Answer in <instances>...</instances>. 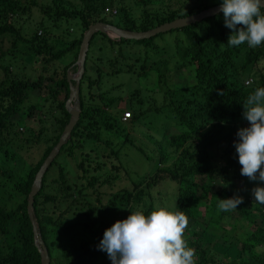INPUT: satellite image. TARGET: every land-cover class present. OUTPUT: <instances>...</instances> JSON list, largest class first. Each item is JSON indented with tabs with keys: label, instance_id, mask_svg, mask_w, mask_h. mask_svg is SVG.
Instances as JSON below:
<instances>
[{
	"label": "trees",
	"instance_id": "16d2710c",
	"mask_svg": "<svg viewBox=\"0 0 264 264\" xmlns=\"http://www.w3.org/2000/svg\"><path fill=\"white\" fill-rule=\"evenodd\" d=\"M78 2L80 5L77 7L69 0H49L48 4L39 8L49 20L76 18L81 26L77 38L65 42L62 48L54 49L55 43L49 41V30L41 20L27 37L20 33L18 22L27 16L31 7L38 9L36 0H0V140L8 136V145L0 148V185H8L11 191L7 193L6 200L0 202V264H40L27 216L26 199L39 165L56 143L68 120L64 107L68 95L65 74L70 67L72 72L75 71L73 63L82 32L97 21L130 31H145L219 4L220 0H210L209 3L198 1L189 8L183 7L181 3L180 7L174 9L144 10L138 17L133 16L121 0ZM138 3L145 5L147 0H138ZM105 8H108L109 13L104 14ZM108 15L115 16V21H109ZM24 20L26 18L22 22ZM171 31L181 34L185 41L186 62L192 69L194 81L190 85L164 88L159 105L155 106L157 103L153 98V104L148 107H143L145 100L139 96V89V92L136 89L129 91L126 98L109 97L108 91L101 89H106L102 83L104 75L108 73L123 71L146 78L149 67H145L143 61L139 64L128 61H132L135 56L132 51L134 44L149 45L159 34L140 40L111 39L100 32L91 36L83 73L78 82V120L43 172L39 189L32 197V218L38 237L46 249L48 264H96L104 252L97 247L104 230L118 218H127L130 212L139 207L145 210V214L149 213L157 203H176L178 210L184 211L189 218L198 214L200 210L197 204H201L202 228L186 229L185 232L189 246L196 250L197 264H264V226L255 220L264 217V204L257 203L252 193L254 187H264V182L250 181L241 175V165L234 147V141L239 140L237 130L249 126L243 118V102L249 93L264 87V44L257 48L246 45L239 70L236 71L232 69L233 57L239 56L241 46L227 44L232 30L224 26L221 12L168 32ZM95 35L96 44L90 48ZM6 36L10 38L8 47L2 41ZM19 44H24V48L17 50ZM9 47L16 49L19 52L17 55L29 52L35 61L38 58L41 71L32 79L17 73L25 68L24 65L19 71L11 72L6 60L13 56ZM64 53H70L69 61L59 71L53 70L47 75L48 66ZM259 62H263V65L257 68ZM251 68L255 79L243 85V78L250 75L248 70ZM243 72L249 75L242 77ZM162 77L157 74L156 82L161 81ZM158 88L156 84V90L148 91L157 94ZM33 90L41 96L40 107L47 103L46 111L56 113L51 115L56 133L45 143L39 158L27 164V168L19 174L12 168H4V161L15 158V151L22 149V141L34 144L41 142V128L35 131V127H31L28 135H21L28 128L21 124L19 109L28 97V92ZM121 100L128 113L126 121L120 119L123 112L116 116L111 114V110L115 111ZM32 106L40 111V107ZM32 106L27 107L28 111ZM37 121L41 122L42 119L38 118ZM125 123L129 128L135 126L147 131L144 135L152 140L157 155L155 157L151 149L146 150L144 144L137 143L135 138L129 139L127 135L122 139L120 137L121 142L116 147L110 146L108 139L104 141L110 153L119 159V154L128 146L143 154L154 168L151 173L137 179L130 189L109 193L106 202L101 203L95 185L107 180L98 181L97 177L87 175L89 159L84 155L75 163L74 149L80 151L86 139H100L102 131L123 129L120 125ZM18 127L22 131H18ZM169 127L176 129V132L167 133ZM151 131L160 132V137H151ZM72 161L74 167L70 165ZM99 168L100 165L96 163L93 170ZM76 170L80 173H76ZM80 180L85 182L81 183ZM167 180L173 187L167 193L158 190V196L153 198L150 189ZM233 196L242 197L243 202L231 212L220 211L217 198ZM103 213L108 214L110 224L97 228L94 241L81 239L77 244L67 243L66 238L75 234L72 229L77 224L92 226ZM230 217L236 221L221 226V220ZM209 227H214L213 231L220 229L228 234V241L224 242L230 253L215 249L218 238L209 231L212 230ZM59 234L65 235L64 238L58 237Z\"/></svg>",
	"mask_w": 264,
	"mask_h": 264
},
{
	"label": "rangeland",
	"instance_id": "374dc122",
	"mask_svg": "<svg viewBox=\"0 0 264 264\" xmlns=\"http://www.w3.org/2000/svg\"><path fill=\"white\" fill-rule=\"evenodd\" d=\"M68 1V0H67ZM70 3L74 4L78 7L79 2L78 0H69ZM119 0H116V2ZM198 1L209 3L210 0H147V3L145 5H140L138 3V0H121V2L128 7V10L130 13H132L133 16L138 17L140 15L141 11H154L159 10L163 11L167 8L174 9L180 7V4H183V7L189 8L191 5H196ZM49 0H36V4H38V9L36 7H31L29 10V13L26 17H23L18 22L20 24V33L21 35L25 34L24 36H28L32 31L37 27L39 24V21H43V25L45 28L49 30V36L50 40L52 41L54 46L53 48L59 49L62 48L66 43L70 41L71 39L77 38L81 32V26L78 22V19L72 18V19H57L55 21L49 20L46 18L45 15H42L39 11V8L48 4ZM115 3V2H114ZM144 6V7H143ZM109 8V7H108ZM108 8L105 13H109ZM114 9V8H109ZM111 10V11H112ZM23 22L22 20L25 19ZM107 19L109 21L114 22L116 17L115 16H107ZM176 31L171 32H163L159 33V35L155 36L150 42L149 45H140V44H134L132 51L134 52V57L132 61H128L129 63H136L139 64L142 61L146 64L145 67H149L147 71L148 75L146 78H142V76H133V74L129 72H115L113 74L106 73L107 75H104L103 83L105 84L101 90H107L108 96H122L123 98H126L129 91L136 89L140 91L139 96L144 99L145 105L143 107H148L149 105L153 104L152 99L155 98V106L159 105V102L161 101L162 92L164 91V88H173L174 87H181L184 85H190L193 81V74L192 69L186 62V55H185V41L182 39L181 34H177ZM96 35L93 37L91 41L90 48L95 46L96 44ZM9 37L6 36L2 41L5 43V47L9 46ZM24 44H19L16 47L19 49H23ZM241 51L239 56L233 57L234 59V66L232 67L233 70L238 71L239 70V64L242 61V56L244 51L246 50V44H242ZM97 50V49H96ZM9 51L13 53L10 54L11 57L7 58V63L11 66L10 71L11 72H17L19 71V68H21L23 65L25 68H21L19 73H23V75L27 76L28 78L32 79L34 76H36L41 70L39 69L40 61L38 62V58L35 61V58L31 57L29 55V52H26L24 55L21 53L17 55L19 52L15 50H12V48L9 47ZM70 53H64L59 59L53 60V62L48 66L47 75L50 74L53 70H60L62 65L67 63L69 61ZM6 58V57H4ZM135 58V60H134ZM6 63V62H5ZM6 63V64H7ZM263 65V62H259L257 64V68H260ZM155 69V70H153ZM69 73H73L70 69L68 70ZM157 71V72H155ZM252 72H254L251 69L247 72L242 73V77L246 76L247 74L251 79L254 81V77L252 75ZM157 74L163 76L161 78V81L156 82V76ZM1 78V73H0ZM245 78H243L242 83H244ZM253 83V82H252ZM156 84L159 91L157 94L150 93L148 90H156ZM244 85V84H243ZM251 86V85H250ZM44 92L45 89H41ZM83 91V90H82ZM138 91V92H139ZM28 97L24 100L21 108L19 111L22 114V120L21 124L28 128V130H25L21 135L26 136L29 133V128L35 127V131H38V128L42 129L41 133V142L34 144L31 143H25L22 141L21 150H16V156L12 160L7 159L4 161V164L6 165L4 168H12L16 170L19 174H21L26 168L27 164L34 163L39 156L41 155L42 148L44 147L45 143L49 142L50 136L54 135L56 133L55 127L52 124V118L51 115H55L56 113L53 111H46V105L40 107L39 103H42L41 96L37 94L36 90H33L31 92H28ZM35 105L36 107H40V111L33 107L32 105ZM32 106V109L28 111L27 107ZM112 115H120L121 112L126 113L127 110H125L123 106V101H119L116 107V110H111ZM44 113V114H43ZM122 113V114H123ZM121 114V116H122ZM120 116V117H121ZM38 118H41L42 121H37ZM160 123V121H159ZM16 126V125H13ZM120 127H123V129L119 128L118 130L112 131V132H105L102 131V138L96 139L94 137L86 139L84 142L82 148L80 149H74V162L76 163L78 160H80L84 155L87 156V159H89V172H87V175H93L97 177L98 181L102 179H106L107 182L95 185L96 192H99V200L101 203H105L109 193L116 192L119 189H130L133 185V183L141 178L143 175L147 173H151L152 169L154 168L153 164H151L150 161H148L143 154H140L139 152H136L133 148L125 147L121 152L120 158L118 159L117 156L110 153L109 146L105 144V140L108 139L110 146L116 147L118 143H120L121 139L124 137V135H127V137H131L132 139L135 138L137 143H142L145 146V149H151L153 151V154L155 157L157 155L156 151L154 150L155 147L152 140L149 139V137H145L144 133L147 134V131H144L140 127H133L129 128L128 124H121ZM16 129V128H15ZM14 129V130H15ZM44 129V130H43ZM18 131H22L18 127ZM143 131V132H141ZM176 132V129L169 127L167 130V133H173ZM35 135V133H33ZM160 132L153 133L150 132V136L154 138L160 137ZM121 137V139H120ZM129 138V139H131ZM8 136L0 140V148L3 146H7ZM143 146V147H144ZM141 147V146H140ZM8 148V147H7ZM142 148V147H141ZM148 148V149H147ZM122 149V147L120 148ZM144 150V149H143ZM118 155V156H119ZM73 162V161H72ZM70 163L71 167L75 163ZM98 163L100 165V168L97 170H93V167L95 164ZM74 169V168H73ZM76 169V168H75ZM73 171V170H72ZM76 173H80L79 170H76ZM81 183H84V180H80ZM206 184V183H204ZM173 187L172 183L167 181H161L158 183V185L154 188L150 189V194L153 198H156L157 191L161 190L162 192L165 190V192H169V190ZM87 190V189H86ZM89 190V189H88ZM10 188L8 185L1 186L0 185V202L6 200L7 193H10ZM171 194V193H170ZM170 194H167L169 196ZM162 196V195H161ZM197 207H199V210L201 211V204H197ZM197 211L198 214L194 218H189V224L187 229L188 230H196L199 228H202V223L200 218L201 212ZM98 216H100L99 212L96 213ZM108 214L103 213L101 214V217L99 218V221H96L92 226H83L81 223L77 224L72 230L75 231V234L67 237V243L71 242L73 244H77L81 239L87 240V241H94L95 234L97 231V228H100L102 225L105 227H108L110 224V221L108 219ZM116 217L115 219H117ZM119 220H122L118 218ZM234 217L230 218H224L221 220L220 224L221 226L225 223L229 225L232 223V221H236ZM256 221L260 222L264 226V217L262 219L255 218ZM214 228V227H213ZM209 230L216 234L217 241H215V249L217 251L226 250L229 253L231 250L229 248H225V240H227L228 234L223 232L220 229H217L215 231ZM58 237L64 238L62 234L57 235ZM55 237V236H54ZM53 237V238H54ZM96 264H111L110 259L107 256L106 252H103V254L96 260Z\"/></svg>",
	"mask_w": 264,
	"mask_h": 264
},
{
	"label": "clouds",
	"instance_id": "9594fccd",
	"mask_svg": "<svg viewBox=\"0 0 264 264\" xmlns=\"http://www.w3.org/2000/svg\"><path fill=\"white\" fill-rule=\"evenodd\" d=\"M262 9V0H220L224 26L232 30L229 46L264 44ZM243 109L249 126L239 128V140L234 141L240 173L250 181L264 182V87L249 93ZM252 193L257 203L264 204V187H254ZM217 200L223 212L236 210L243 202L240 196ZM188 224V216L176 203H157L147 214L139 207L106 228L97 247L107 253L111 264H197L196 250L185 238Z\"/></svg>",
	"mask_w": 264,
	"mask_h": 264
},
{
	"label": "water",
	"instance_id": "95a60500",
	"mask_svg": "<svg viewBox=\"0 0 264 264\" xmlns=\"http://www.w3.org/2000/svg\"><path fill=\"white\" fill-rule=\"evenodd\" d=\"M262 3H264V0H262ZM219 7H220V3L207 8H203L196 13L161 23L145 31H130L119 28L109 23L97 21L87 26V28L82 32V36L77 49L76 58L73 63V65L75 66V71L73 73H69V71L67 70L65 74L67 81L68 95L64 102V107L68 113V120L64 125L56 143L53 145V147L50 149L48 154L45 156V158L42 160L41 164L39 165L31 182L30 190L28 192L26 199L27 216L31 223V230H32L34 244L36 245L37 250L39 252L40 264H48L49 260L47 257L46 249L43 246L42 241L38 237L36 226L32 218V197L39 189L40 180L43 172L45 171L51 160L55 157L59 148L67 140L72 128L74 127L75 123L78 120L79 117V103L77 100L78 82L83 73V63L88 48V42L91 36L95 32H100L106 34L109 38H116V39L122 38L126 40H140L144 38H149L156 34L163 33L171 29H177L185 25L198 22L201 19L211 17L219 12Z\"/></svg>",
	"mask_w": 264,
	"mask_h": 264
},
{
	"label": "built area",
	"instance_id": "2783aa9c",
	"mask_svg": "<svg viewBox=\"0 0 264 264\" xmlns=\"http://www.w3.org/2000/svg\"><path fill=\"white\" fill-rule=\"evenodd\" d=\"M105 11L107 10V9H104ZM251 83V78L250 77H247V78H245V80H244V85H248V84H250ZM128 118V113L126 112V113H123L122 114V116L120 117V119L122 120V121H126V119Z\"/></svg>",
	"mask_w": 264,
	"mask_h": 264
}]
</instances>
